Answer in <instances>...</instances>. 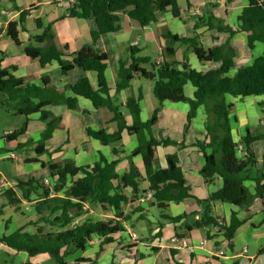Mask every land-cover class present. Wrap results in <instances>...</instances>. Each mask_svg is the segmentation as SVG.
Here are the masks:
<instances>
[{"label":"trees","instance_id":"obj_1","mask_svg":"<svg viewBox=\"0 0 264 264\" xmlns=\"http://www.w3.org/2000/svg\"><path fill=\"white\" fill-rule=\"evenodd\" d=\"M231 1L228 0V3ZM247 1L248 5L242 9L235 27L224 25L223 21L217 19L214 27L212 21L215 18L211 16L206 22L203 18L195 20L192 37L171 34L164 37L173 45H185L202 63L220 64L216 69L198 72L190 67L179 69L167 62L152 63L149 58L141 55L139 48H132L130 60L120 63V82L116 86V92L128 89L134 80L152 82L158 107L147 121L142 118L141 92L126 100L125 108L130 120L121 114V109L112 100L106 76L108 58L105 53L95 50L91 53L68 54L67 47L61 52L54 45L39 46L51 42L53 35L51 27L43 28L37 20V27L42 32L34 37L37 46L28 44L24 48L26 56L39 61L42 67L57 63L64 76L75 68L86 72L93 71L98 77V88L95 89L87 78L67 86L65 90L57 89L49 78H43V85L37 86L16 77L13 74L16 67L0 68V108L12 110L15 115L25 117V123L20 129L7 133L2 139L9 143L17 142L27 132L29 118L40 115L41 122L45 124L39 142L43 146L52 139L54 131L60 127L62 121L61 117L48 111V107L60 105L70 111H78L79 98H84L95 109L107 107L114 114L113 122L117 123V130L113 133L104 129L87 128L88 136L103 145L121 142L124 133L135 136L138 145L131 152L130 158L141 157L143 174L132 165L127 172L120 175L119 160H108L103 156L95 164L82 167L69 161L49 163L53 184L45 185L44 180L30 179L25 182L18 181L15 188L0 191V198L4 200L0 205V218L7 207H13L16 213L25 216L22 212L23 202L32 203L35 209V218L26 225L32 232L20 228L11 234H4L0 237V244L18 253L24 252L29 258L49 255L57 264H97L91 258H79L78 253L97 248L96 255L99 256L106 246L116 243L127 232L126 225L134 228L135 222L146 220L144 213L149 209H155L158 213V231L155 237L159 242L163 238L166 224L169 223L175 226V236L181 240L185 238L186 232L212 228L215 229L216 237L222 236L230 243L245 224V220H241L235 212L228 220L218 219L219 217L212 214V207L214 203L221 202L243 210L252 207L257 199H264V176H251V171L257 164L254 145L260 140L264 141V135H255L248 130L241 141L234 140L230 119L234 106L228 102L227 97L245 99L264 96V52L251 65L240 67L231 74L234 70L235 53L229 43L206 49L201 43L199 29L208 26L209 29L216 28L219 33L230 36L244 33L250 49H254L257 42L264 45V0ZM168 9L175 18L181 19L178 0H74L68 9V17L94 20L96 29L91 32V39L92 46H95L102 35L120 30L121 15H127L141 27H147L156 22L158 13ZM30 11H23L18 21L7 26L8 37L17 45H22L18 27L25 24ZM169 53L173 54L172 51ZM189 83L195 89L193 98L187 97L184 92ZM67 91L74 95L67 96ZM165 102L188 105V124L197 118L200 109H204L205 138L204 141H196L193 147L203 155L204 165L200 174L205 183L213 184L216 178L222 181L221 188L207 199L200 200L192 195V188L179 165L177 154L166 156L165 168H154L157 148H188L184 142L156 139L152 135V129L158 122ZM259 106L264 113V100ZM24 147L19 144L18 150ZM36 151L38 154L45 152L39 149ZM121 153L123 152L119 150L113 151L114 155ZM142 182H148L147 189L142 188ZM250 182L254 185V193L248 185ZM148 194H151L149 202H142ZM187 200H195L204 207L205 213L199 220L186 225L181 233L176 226L182 224L189 215L173 217L167 212L170 204ZM95 206L103 212L112 213L113 217L107 221L91 217L83 219ZM128 207H134L133 211H126ZM8 225L9 221L5 223V227ZM141 240L144 243L146 239ZM135 247L136 245H128L126 248ZM151 250L158 252L157 248ZM171 254L172 264H187L175 259L177 251L171 250ZM260 254H264V248L260 250ZM145 258L141 255L139 261Z\"/></svg>","mask_w":264,"mask_h":264},{"label":"crops","instance_id":"obj_2","mask_svg":"<svg viewBox=\"0 0 264 264\" xmlns=\"http://www.w3.org/2000/svg\"><path fill=\"white\" fill-rule=\"evenodd\" d=\"M72 1V2H71ZM74 0H1L0 9V68L10 69L16 67L13 73L16 77L23 79L26 83L37 86L43 85V78H49L52 85L59 90H65L69 85L76 84L79 80L87 78L91 85L98 88V77L93 71L86 72L80 68H75L67 75H62L61 68L57 63H52L46 67H42L37 60H32L24 53L27 44L37 46L34 37L41 34L42 29L37 27L36 21L39 20L43 28L51 27L53 40L45 42L42 47L54 45L59 51L64 52L68 48V54L82 52L84 47H89L92 52L97 50L105 53L108 58V68L106 72L108 86L112 100L121 109V114L130 120L128 111L125 108L128 97H134L139 92L142 93L143 100L140 102L142 118L147 121L153 115L158 107V102L153 94V83L150 81L134 80L130 87L126 90L116 92V86L120 82L119 67L121 62L129 61L132 55V48L137 47L141 51V55L147 57L152 63L167 62L179 69L185 66L198 72H207L220 66L218 63H202L196 55L188 48L181 44H172L169 39L164 37L171 34L179 37H192L193 25L197 18H203L208 21L209 17L215 18L212 21L216 27V19L223 21L224 25L235 27L237 18L242 9L248 5L247 0H178L181 10V19L175 18L170 9L165 12L158 13L156 22L147 27H141L132 21L127 15H121V28L115 33L102 35L92 46L91 32L96 29L93 19L81 20L68 17V9ZM31 10L30 16L27 18L23 26H19V41L22 44H15L7 35V26L11 22L18 21L23 11ZM199 10V12H197ZM32 28L28 30L26 26ZM201 43L206 48L220 46L229 43V46L235 53L234 70L249 66L253 61L260 57L264 52L262 43H255V48L248 47L247 35L238 33L230 36L227 33H219L216 28L209 29L203 26L199 29ZM172 51L173 54H170ZM185 95L193 98L195 89L189 83L184 88ZM67 96H73L71 91L66 92ZM234 108L231 111V127L234 140L236 142L246 135L249 130L255 135H264V113L259 103L264 100V96L250 98H233L227 97ZM55 116L62 118L60 127L53 133L52 139L45 142L43 146L39 144L42 133L45 130V124L41 122L40 115L29 118L27 132L21 136L17 142L9 143L2 139L7 133L15 130H6L0 137V191L3 192L10 188H15L18 181H28L30 179L44 180L53 184L48 169L49 163H57L60 161H69L70 163L82 167L93 165L103 156L108 160H119L118 173L121 175L127 172L132 165H135L143 174V164L140 156L130 158L131 152L137 147L138 142L135 136L124 133L121 142L109 145H103L101 142L93 140L88 136L87 128L93 130L104 129L108 133L117 130V123L113 122L114 114L107 108L101 107L95 109L92 103L84 98H79L78 111H70L64 106H50L47 109ZM189 107L186 104H175L165 102L158 117L156 127L161 128L160 138L171 139L180 143L184 142L188 148H180L176 146V152L166 154L161 153V149L157 148V161L154 163L155 170L166 167V156L177 154L179 165L181 166L188 184L192 188V195L200 200L207 199L212 193L218 191L222 186V181L216 178L213 184H206L200 171L204 165L202 153L193 145L196 141H204L206 115L204 109L198 111L197 118L191 124L187 123V115ZM5 114L6 117L15 115L12 110L0 108V115ZM186 117V120L184 119ZM196 121V125H192ZM25 123V122H24ZM192 131L189 132V128ZM187 129V131H186ZM173 135V136H172ZM25 146L18 150V145ZM36 149L45 151L38 154ZM119 150L123 153L114 155L113 151ZM254 151L257 158L256 167L252 169L251 176L255 178L257 175L264 176V141L260 140L255 143ZM23 154H20V153ZM9 153H14L15 160L8 157ZM10 162L12 169L4 172L1 169L2 164ZM142 188H148V182L141 183ZM249 187L254 193L253 183L250 182ZM145 202H149L147 196L144 197ZM142 199V200H144ZM141 200V201H142ZM144 202V201H142ZM4 200L0 198V205ZM145 203V204H146ZM22 212L25 216L16 213L13 207L5 208L4 215L0 218V237L4 234H11L20 228L31 233L30 227L26 228L29 221L35 218V209L32 203L23 202ZM134 207H128L126 211H133ZM173 213L169 214L173 217L182 214L189 215L183 220L182 224L176 226L182 233L186 225H191L194 221L199 220L205 213L204 207L199 205L195 200H187L181 203L170 204ZM169 209V210H170ZM213 215L218 219H229L233 212L237 213L241 220H245V224L236 232L234 239L229 243L224 241V237H216L215 229L201 228L186 232L184 240L189 244L187 248L176 249L171 244V238L175 236V226L166 224L163 230V238L159 242L155 237L158 221V213L155 209L146 210L144 213L146 220L135 222V227L141 229L143 237L154 238L153 245H147L138 241L135 248L127 249L128 244L124 241L126 236H130L128 225L127 232L121 235V238L112 245L106 246L104 251L96 255L97 248L86 250L84 253H78V257H88L97 261V264H172L171 250L177 251L175 259L187 264H264V254H260V250L264 248V199H257L252 207L240 209L230 204L216 202L212 207ZM15 213L19 215L25 224L13 231L14 221L12 217L6 218V214ZM109 217H113L112 213ZM88 217L100 220L93 212L86 214L83 219ZM136 218V216H135ZM18 220V219H17ZM9 221L6 228L5 223ZM16 224V223H15ZM20 221H17V225ZM148 224L153 225V234L148 232ZM137 234V233H136ZM126 235V236H125ZM131 240V238H129ZM127 242V244H126ZM203 242H206L202 245ZM126 244V245H125ZM231 244L232 246H230ZM143 247L145 251H142ZM151 248H157L158 252H152ZM245 248L247 250H245ZM148 250V251H147ZM222 251L224 256L217 253ZM146 258L140 260V256ZM5 257L6 259L2 260ZM21 260L19 264H44L53 260L49 255H39L35 258H29L24 252H16L6 246L0 244V264H17L16 260ZM73 261H69L72 263Z\"/></svg>","mask_w":264,"mask_h":264},{"label":"rangeland","instance_id":"obj_3","mask_svg":"<svg viewBox=\"0 0 264 264\" xmlns=\"http://www.w3.org/2000/svg\"><path fill=\"white\" fill-rule=\"evenodd\" d=\"M0 7H1V5H0ZM26 28L28 30H31L30 32L32 33L31 26L29 27V25H27ZM217 32H218V30H217ZM142 81H148V80H142ZM184 119L186 120V117ZM24 122H25V117H23V116H17V115L12 114V116L6 117L5 114H1L0 115V137L3 135V132L6 130H18V129H20L23 126ZM186 124H188V123H186ZM192 125H196V121ZM186 131H187V129H186ZM191 131H192V127L189 128V132H191ZM161 132H162L161 128L156 127L153 131L154 137L160 138ZM182 141H184V140H182ZM182 141H180V142H182ZM177 148H178V146H177ZM177 148H176V146H169V147H166V149H161L160 152L163 153L165 151L166 154L175 153ZM20 154H23V153L21 152ZM12 165L13 164H11L10 162H5L4 164H2L1 169L4 172H8V171H10V169H12ZM91 211L93 212L94 216L97 215L98 218H101V220H103V221H107L111 218V215H110V217L108 216L109 213H104L103 211H101V209H99L96 206L94 208H92L89 212H91ZM173 212H174L173 209H170L167 213L172 214ZM10 216L12 217V219L14 221L13 231L17 230L18 228H20V226H23L25 224V222L23 221V219L19 215L15 214V213H12L11 215L6 214V218H9ZM17 221H20L19 225H17ZM128 227H129V230L133 231V233H137V235L140 237V240L146 239L144 242L145 244L153 245V243H154L153 237H150V239L149 238L147 239V237H143L141 235V231H142L141 229L136 228V227L133 228L130 225H128ZM154 228H156V226L154 227L152 224L151 225L148 224L147 229H148V232L150 234H153ZM126 240L128 241V244H135L130 239L125 238L124 241H126ZM126 244H127V242H126ZM141 248H142V251H145V249L143 247H141ZM4 259H6V258L3 257L2 260H4ZM20 262H21V260L18 258V260H16V263L19 264ZM1 264H6V263L3 262ZM44 264H57V263L54 260H51L50 263L46 262Z\"/></svg>","mask_w":264,"mask_h":264},{"label":"built area","instance_id":"obj_4","mask_svg":"<svg viewBox=\"0 0 264 264\" xmlns=\"http://www.w3.org/2000/svg\"><path fill=\"white\" fill-rule=\"evenodd\" d=\"M71 2H72V1H71ZM197 12H199V10H197ZM8 157H9L10 159H12V160H15V159H16V156H15L14 153H9ZM44 184H45V185H51V183L48 182V181L44 182ZM147 199H148V200L151 199V194H148V195H147ZM142 201H145V199L142 200ZM219 224H220V225L222 224V221H221V220L219 221ZM130 237H131V239H132L133 241H138V240H139V237H138V235H137L136 233L130 232ZM224 241H226L225 238H224ZM205 243H206V242H203L202 245L205 244ZM171 244H172L176 249H184V248H187V247L189 246V244H188V242H187L186 240H184V239H183V240H180V239H178L176 236H174V237L171 238ZM245 250H247V249L245 248ZM217 254H218L219 256H224V253H223L222 251H219Z\"/></svg>","mask_w":264,"mask_h":264},{"label":"water","instance_id":"obj_5","mask_svg":"<svg viewBox=\"0 0 264 264\" xmlns=\"http://www.w3.org/2000/svg\"><path fill=\"white\" fill-rule=\"evenodd\" d=\"M82 52H83V53H91V52H92V49L89 48V47H84V48L82 49ZM184 69H187V66H185Z\"/></svg>","mask_w":264,"mask_h":264}]
</instances>
